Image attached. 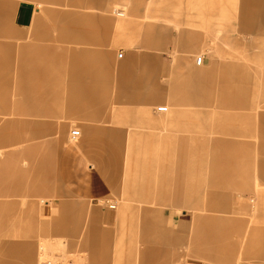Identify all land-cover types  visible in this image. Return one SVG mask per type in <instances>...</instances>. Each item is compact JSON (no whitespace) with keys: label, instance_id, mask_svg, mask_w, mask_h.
Wrapping results in <instances>:
<instances>
[{"label":"rangeland","instance_id":"374dc122","mask_svg":"<svg viewBox=\"0 0 264 264\" xmlns=\"http://www.w3.org/2000/svg\"><path fill=\"white\" fill-rule=\"evenodd\" d=\"M44 8L63 14L51 18ZM74 12L72 22L63 16ZM75 81L83 89L74 95L66 89ZM137 83L146 97L139 104L125 97ZM107 128L131 162L165 160L162 180L136 196L146 210L123 217L122 204L134 198L128 188L81 200L75 231L51 211L57 157L72 131ZM0 153V257L186 264L202 259L203 216L210 253L245 252L252 230L264 239V0H0ZM239 200L248 214L233 210ZM104 209L119 224L110 234L93 226L105 222ZM123 218L130 237L122 236ZM140 227L162 236L148 242Z\"/></svg>","mask_w":264,"mask_h":264},{"label":"crops","instance_id":"0c3cea01","mask_svg":"<svg viewBox=\"0 0 264 264\" xmlns=\"http://www.w3.org/2000/svg\"><path fill=\"white\" fill-rule=\"evenodd\" d=\"M42 2H45L47 4L53 3V4H59L61 3V0H40ZM12 10L9 12L11 13ZM44 14L48 17L54 18L53 14H55L56 17L60 16L63 13H60L58 11L54 12L47 8H44L43 10ZM42 11H39V16L43 15ZM65 14V13H64ZM38 16V17H39ZM65 19L70 20L72 22V19L79 18L80 15L77 13H66V15H63ZM62 16V17H63ZM42 17V16H41ZM38 23V22H37ZM36 23V24H37ZM121 24V23H120ZM41 26V23L39 22L36 27ZM45 29L53 28H47L44 26H41ZM155 42V46L161 45L158 39H153ZM192 47V46H191ZM160 48V46L158 47ZM187 48V47H186ZM188 49V48H187ZM192 49V48H191ZM82 54L81 52H78L75 55V58H81ZM128 67H145L150 66L147 64L145 60H139L137 64H131L130 60H127L124 64ZM224 66L228 67L233 66L231 63H225ZM197 67H201L202 65H197ZM197 70V69H196ZM203 71L200 68L197 70V72ZM75 70L71 71L72 77L70 81H74V74ZM78 73V72H77ZM53 74L58 75L57 70L53 72ZM84 74L86 77L90 76V70L86 69L84 70ZM134 78V75L131 77ZM77 81L75 83H70L69 88L66 89V91H72V93L75 95L76 91L83 89V87L77 88ZM135 84V83H134ZM132 85L131 87L127 88L129 90V95L125 96L130 100H136L134 101L139 104L140 99H146L144 95H140L141 88L138 87L139 83L137 85ZM91 88L85 85L86 91H92L94 92L95 89L90 90ZM85 91V92H86ZM26 92V90H25ZM195 97V95H194ZM197 97V95H196ZM74 103L76 102L75 99L77 97L73 96ZM150 99H155L156 95L152 97H147ZM144 99V100H145ZM180 101V99H176L175 102ZM30 103V100L26 101L25 103ZM31 106V105H30ZM91 109V108H90ZM92 110V109H91ZM170 113V112H169ZM171 112L170 114H172ZM150 119L152 118V115L149 113ZM114 131H117L116 129H87L85 130V133L83 135L81 134L79 138L72 140V143L65 144L64 148L60 151L58 157H57V163H56V173L54 178L57 179L58 182V201L57 205L51 209L53 213L58 212L59 220H63L65 222H74L75 231L80 224L78 222H81V219H79L77 216L81 214V211L83 210V205L85 203L81 202V200L90 201L93 198H104L107 196H112L116 194H126V189L128 188V194L132 195L134 198H132V202L126 201L122 204V208L119 211V216L123 217L126 215L127 211H135V210H146V208H140L141 205V198L136 196H142L141 194H145V191H141L140 189L144 187V185L148 183H152L153 179V185H155L154 181H158V184L160 186L161 182V175L163 173L162 167V159H155L154 160H134L130 161L126 154L121 149V142H119L120 138L118 134H116ZM217 143H222L221 141H218ZM232 143V142H229ZM3 155V153H0V156ZM148 162H151L148 164ZM147 169L150 170V175L146 173ZM148 194H153V192H148ZM236 206L235 207L237 212L240 215H246L249 212V204L246 200H239L238 202L235 201ZM110 209V208H109ZM103 212L104 215V221L105 222H95L93 225L94 227H98L99 229L104 228L106 234H110L111 231L109 230L112 227H119L118 222H112L114 221V212L112 210L104 209ZM63 212V216H61V213ZM68 213V218L66 217ZM41 219L46 217V214L44 212H40ZM61 216V217H60ZM151 222H158V220L155 219H149ZM107 221V222H106ZM125 219L123 218V222L121 226H123L122 229V236H126V234L130 237L131 232L128 230L126 233V229H124L125 226ZM139 222H148L147 220L140 219ZM202 223H203V247H202V259H196V258H188L186 260V264H264V239L258 236V230L257 232L251 231V237L249 241V247L246 248L245 252H240L237 249L232 252V254L228 253L227 255L223 252L218 251H212L210 253V247L209 243L206 245L205 238L207 237L204 233H206V222H209V219H206V217H202ZM229 221V220H228ZM185 222H189L188 220H185ZM226 222V219L224 220ZM234 223H236L238 226L243 227L242 220L237 221L236 219H233ZM38 228L41 232H46V227L44 226V222L37 223ZM138 232V237L143 236L145 240L148 242H156L157 238H160L162 236V230L161 228H156L153 230H143V227L136 229ZM136 230H133L132 232L135 233ZM74 231V232H75ZM95 233V229L93 230ZM144 231V232H142ZM96 233H102V231L97 230ZM157 237V238H156ZM135 238V237H134ZM210 239V237L208 238ZM243 242V241H242ZM237 250V251H236ZM0 263L1 264H33V262H30L27 257H22L19 261H13L6 257H0Z\"/></svg>","mask_w":264,"mask_h":264},{"label":"built area","instance_id":"2783aa9c","mask_svg":"<svg viewBox=\"0 0 264 264\" xmlns=\"http://www.w3.org/2000/svg\"><path fill=\"white\" fill-rule=\"evenodd\" d=\"M201 61H202V60L199 59V60L197 61V65L200 66V65H201ZM80 135H81V132H80L79 130H74V131H72V133H71V137H72L71 139H72V140L77 139V138L80 137ZM109 208L114 210V209H116V206H115V205H110ZM44 264H49V262L44 263Z\"/></svg>","mask_w":264,"mask_h":264}]
</instances>
